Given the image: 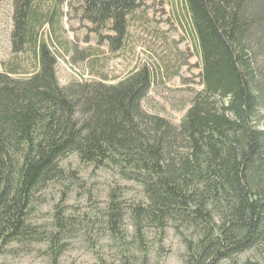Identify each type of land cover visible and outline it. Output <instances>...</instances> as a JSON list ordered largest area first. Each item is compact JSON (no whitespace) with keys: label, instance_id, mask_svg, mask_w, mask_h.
Returning a JSON list of instances; mask_svg holds the SVG:
<instances>
[{"label":"trees","instance_id":"obj_1","mask_svg":"<svg viewBox=\"0 0 264 264\" xmlns=\"http://www.w3.org/2000/svg\"><path fill=\"white\" fill-rule=\"evenodd\" d=\"M143 1L82 0L78 10L117 51ZM10 2L14 49L37 47L39 70L25 79L0 72V257L12 244L44 243L59 264L73 218L55 208L46 229L30 218L37 194L64 179L60 160L74 154L142 188L145 201L126 212L109 205L120 264H149L147 233L161 247L167 229L183 247L181 264H264V0H185L201 90L176 124L142 108L146 66L117 84L60 85L56 58L31 31L35 0ZM126 215L134 250L123 242Z\"/></svg>","mask_w":264,"mask_h":264},{"label":"rangeland","instance_id":"obj_2","mask_svg":"<svg viewBox=\"0 0 264 264\" xmlns=\"http://www.w3.org/2000/svg\"><path fill=\"white\" fill-rule=\"evenodd\" d=\"M82 0H35L31 31L38 44H44L56 58L60 85L72 81H102L117 84L130 73L146 66L151 87L142 102L149 114L179 122L193 95L201 90L198 40L192 29L185 0H144L129 16V28L121 47L110 50L106 36L81 18ZM14 9L10 0L0 3V72H11L14 79H25L39 70L36 48L26 44L14 49ZM64 179L55 181L36 196L30 223L46 229L55 208L74 220L68 246L59 264H120L118 250L107 228L109 205L118 202L124 212L144 202L142 188L127 181L108 167L81 163L71 154L59 162ZM123 242L134 250L132 227L126 215L122 221ZM154 233H147L149 264H181L183 247L166 230L162 246ZM252 257L243 255L241 261ZM0 264H51L44 243L27 246L12 244L0 257Z\"/></svg>","mask_w":264,"mask_h":264}]
</instances>
